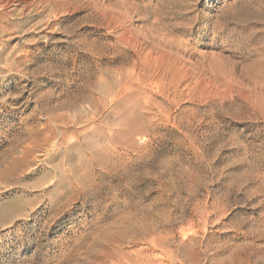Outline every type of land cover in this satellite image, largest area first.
<instances>
[{
	"label": "rangeland",
	"instance_id": "obj_1",
	"mask_svg": "<svg viewBox=\"0 0 264 264\" xmlns=\"http://www.w3.org/2000/svg\"><path fill=\"white\" fill-rule=\"evenodd\" d=\"M229 263L264 264V0H0V264Z\"/></svg>",
	"mask_w": 264,
	"mask_h": 264
},
{
	"label": "bare ground",
	"instance_id": "obj_2",
	"mask_svg": "<svg viewBox=\"0 0 264 264\" xmlns=\"http://www.w3.org/2000/svg\"><path fill=\"white\" fill-rule=\"evenodd\" d=\"M59 123H60V122H59ZM94 164H95V163H94ZM16 165H17V164H16ZM16 165H15V166H16ZM13 166H14V164H13ZM15 166H14V167H15ZM117 224H118V223H117ZM123 230H124V229H123ZM235 258H237V259H238V257H235ZM229 264H230V263H229Z\"/></svg>",
	"mask_w": 264,
	"mask_h": 264
}]
</instances>
